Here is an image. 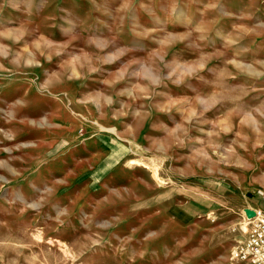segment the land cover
Returning <instances> with one entry per match:
<instances>
[{
    "label": "rangeland",
    "instance_id": "374dc122",
    "mask_svg": "<svg viewBox=\"0 0 264 264\" xmlns=\"http://www.w3.org/2000/svg\"><path fill=\"white\" fill-rule=\"evenodd\" d=\"M264 212V0H0V264H240Z\"/></svg>",
    "mask_w": 264,
    "mask_h": 264
},
{
    "label": "built area",
    "instance_id": "2783aa9c",
    "mask_svg": "<svg viewBox=\"0 0 264 264\" xmlns=\"http://www.w3.org/2000/svg\"><path fill=\"white\" fill-rule=\"evenodd\" d=\"M248 223L246 238L235 250L234 257L240 264H264V212L255 209Z\"/></svg>",
    "mask_w": 264,
    "mask_h": 264
},
{
    "label": "water",
    "instance_id": "95a60500",
    "mask_svg": "<svg viewBox=\"0 0 264 264\" xmlns=\"http://www.w3.org/2000/svg\"><path fill=\"white\" fill-rule=\"evenodd\" d=\"M247 216L250 218L254 215V210L252 209H245Z\"/></svg>",
    "mask_w": 264,
    "mask_h": 264
}]
</instances>
